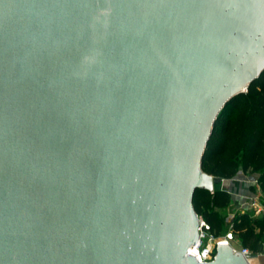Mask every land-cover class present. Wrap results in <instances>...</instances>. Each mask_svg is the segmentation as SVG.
I'll return each instance as SVG.
<instances>
[{
	"label": "water",
	"instance_id": "obj_1",
	"mask_svg": "<svg viewBox=\"0 0 264 264\" xmlns=\"http://www.w3.org/2000/svg\"><path fill=\"white\" fill-rule=\"evenodd\" d=\"M262 72L264 0H0V264H205L202 158Z\"/></svg>",
	"mask_w": 264,
	"mask_h": 264
},
{
	"label": "trees",
	"instance_id": "obj_2",
	"mask_svg": "<svg viewBox=\"0 0 264 264\" xmlns=\"http://www.w3.org/2000/svg\"><path fill=\"white\" fill-rule=\"evenodd\" d=\"M202 170L217 179L231 180L240 173L256 175V185L264 203V72L245 93L231 99L220 113L202 158ZM230 204V194L215 188L213 193L197 190L193 206L215 237L226 233L222 211ZM234 236L250 253L264 245V215L251 218L236 213L230 221Z\"/></svg>",
	"mask_w": 264,
	"mask_h": 264
},
{
	"label": "built area",
	"instance_id": "obj_3",
	"mask_svg": "<svg viewBox=\"0 0 264 264\" xmlns=\"http://www.w3.org/2000/svg\"><path fill=\"white\" fill-rule=\"evenodd\" d=\"M256 184V181H255ZM247 212L251 218H257L264 215V203L258 198L249 199L247 201V207L241 210V213ZM198 242L195 246H191L188 249V254L194 255L195 259L200 263H209L215 256V249L218 243H226L231 246L234 251H238L245 257L250 256V251L241 247L233 234L232 226L229 223L228 230L222 236L215 237L212 233L207 230V227L203 220L199 217V228H198ZM262 251L255 254V257L264 256V245L261 246ZM253 258V257H251ZM248 258L247 261L249 263Z\"/></svg>",
	"mask_w": 264,
	"mask_h": 264
},
{
	"label": "rangeland",
	"instance_id": "obj_4",
	"mask_svg": "<svg viewBox=\"0 0 264 264\" xmlns=\"http://www.w3.org/2000/svg\"><path fill=\"white\" fill-rule=\"evenodd\" d=\"M256 175L251 173H240L231 180L224 182L218 181L215 183V188H224L231 192L232 196L245 199V204L248 199L260 198L262 193L255 184ZM244 204V205H245ZM237 204H229L228 208L222 211V216L225 219V230L228 229L229 222L236 213H239ZM249 264H264V258L254 257L249 260Z\"/></svg>",
	"mask_w": 264,
	"mask_h": 264
},
{
	"label": "crops",
	"instance_id": "obj_5",
	"mask_svg": "<svg viewBox=\"0 0 264 264\" xmlns=\"http://www.w3.org/2000/svg\"><path fill=\"white\" fill-rule=\"evenodd\" d=\"M222 182H224L225 180H221ZM220 189H222V190H226L229 194H230V204H237V206H238V209L240 210V212H241V210H244L246 207H247V201L249 200H247L246 201V204H245V199H241V197H240V195L238 196V197H236V196H232V194H231V192L230 191H228L227 189H224V188H220ZM245 204V205H244ZM230 223V222H229ZM228 230V229H227ZM238 241V240H237ZM239 243V242H238ZM251 256H253V258L255 257V254H251ZM259 258H264V256H262V257H259Z\"/></svg>",
	"mask_w": 264,
	"mask_h": 264
}]
</instances>
